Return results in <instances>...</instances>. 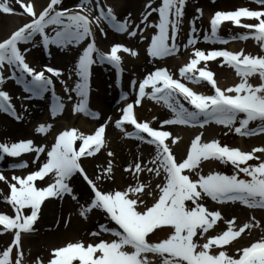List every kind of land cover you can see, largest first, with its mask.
<instances>
[{
  "label": "snow or ice",
  "instance_id": "obj_1",
  "mask_svg": "<svg viewBox=\"0 0 264 264\" xmlns=\"http://www.w3.org/2000/svg\"><path fill=\"white\" fill-rule=\"evenodd\" d=\"M254 2L259 5L256 9L241 6L234 10H216L210 18V32H204V41L226 44L229 39L252 38L264 51V0ZM16 3L22 9L19 14L28 19L10 34L0 37V112L11 114L17 120L21 115L12 104L10 93L2 89L5 81L11 78L22 85L29 94L27 98L41 97L50 90L56 95L53 77L60 78L63 71L50 65L37 70L27 62L30 48L22 45L36 43L37 36L45 49L50 45L67 48L85 42L69 72V76L74 72L78 78L75 86L65 84L64 90L69 102L73 101L72 93H75L76 101L71 109L74 114L98 120L103 119L101 113L89 107L92 66L107 63L115 67L119 75L122 72L120 53L132 56L138 53L120 42L112 43L107 51L101 50L95 40L96 29L106 35L107 25L129 37L139 33L140 40L144 41L145 30L152 28L146 51L155 60L174 56L181 50L178 37L184 23L186 0H159L158 6L153 5V0H147L139 23L132 19L131 13L123 19L118 18L114 7L102 0H77L71 8L64 7L63 0H46L39 7L37 0H16ZM16 11L11 0H0V12L16 14ZM202 11L196 9L197 13L202 14ZM153 14L158 17L155 21L151 20ZM242 18H247L248 22ZM197 19L190 21L183 48L191 47L192 53L178 69L179 78H174L166 67L161 66L154 67L138 81L133 78L131 87L135 99L123 104L114 120L115 128L124 137L152 146L154 152L147 160L142 154L137 155L125 166L124 171L135 177L134 183L126 188L105 190L101 187L104 181L114 179L112 159L95 176H90L82 163L83 158L94 157L107 148L106 129L113 123L111 116L88 134L75 127L60 130L50 147L36 145L32 139H20L10 144L0 142V159L4 155L16 158L34 152L32 163L36 164L41 154L46 153L43 162L25 175L13 174L8 180L0 173V181L6 182L9 189L3 199L14 212L0 211V234H12L10 242L0 247V264H24L23 235L35 231L42 205L49 198L63 199L65 196L77 202L78 214L83 219L88 220L98 211L108 222L98 224V230L91 233L97 237L95 241L78 240L52 249L47 264H264V237L238 247L236 255L227 250L246 231L261 226V221L255 216L244 222H239L234 215L226 219L220 209L210 210L204 202L210 198L221 205L239 202L248 209L264 210V159L261 158L264 146L244 151L221 144L217 139L205 142L201 132L191 140L184 156L177 157L173 151L181 137L168 130L169 126L204 128L214 122L245 137L264 134V54H252L243 48L205 50L196 47L200 31L196 27ZM225 21L245 31L225 38L219 34ZM50 27L54 34L48 31ZM218 58L221 65L235 69L240 77L238 83L227 88L218 85L215 73L209 68V62ZM6 67L10 76L3 75ZM254 75H258L260 81L255 85L249 81ZM183 81L207 82L212 91L210 94L198 92ZM127 96V92L123 93L121 101ZM144 97L162 102L170 110V118L159 120L158 127L151 121L139 119L135 107L142 106ZM64 109L65 104L57 97V103L50 107V115L55 118ZM152 119L156 120V117ZM254 121L259 124L249 127ZM51 128V123H39L35 131L46 133ZM107 155L114 157L111 150ZM252 160L258 162L250 163ZM208 161L230 163L233 172L230 175L220 171L202 174L199 169ZM28 163L20 161L11 167L26 168ZM144 173L150 178L162 177L155 189L150 182L142 180ZM76 176L82 178L89 191L83 203L71 183ZM147 197L153 198L151 204ZM26 209H30L28 214H25ZM219 221L226 227L216 232ZM165 228L170 231L164 238H150ZM210 231L215 234H209ZM102 233H109L113 238L104 239ZM33 264L45 262L36 257Z\"/></svg>",
  "mask_w": 264,
  "mask_h": 264
},
{
  "label": "rangeland",
  "instance_id": "obj_2",
  "mask_svg": "<svg viewBox=\"0 0 264 264\" xmlns=\"http://www.w3.org/2000/svg\"><path fill=\"white\" fill-rule=\"evenodd\" d=\"M64 1V0H63ZM141 1V3H140ZM239 3H242V0H186V6H185V16H184V23L183 27L181 29L182 35L180 34L178 37V42L181 44V50L179 53H177L174 56L166 57L161 60H156L150 65V68H147V71L150 72L154 69L156 66H164L160 64H165L168 66L169 70L173 74L174 77L179 78V71L178 69L187 62L188 58L190 57L192 53L191 47L188 48L189 53H187V49L183 48V44L187 42V35L190 29V21L193 18L198 17L196 20V27L201 30L199 31L200 35L204 34L205 28H207L208 24V18L209 13L214 14L216 10H234L238 6ZM244 1V0H243ZM249 0H246V2ZM147 2V0H139V4H137L132 10L129 11V13L132 14V19L139 23L140 18L142 16V13L145 11L144 4ZM159 0H155L153 2L154 6H158ZM15 5V2H12V5ZM13 5V6H14ZM246 7H252L257 8L255 2H250L246 5ZM240 6V7H241ZM67 8H70L71 6H64ZM202 9V14L197 13L196 9ZM95 14V12L93 13ZM128 15V14H127ZM22 16V15H21ZM125 16L118 17L120 19H123ZM157 14H153L151 17V20L155 21L157 20ZM248 22V21H246ZM143 27V25H141ZM222 27H230L222 25ZM51 28V27H50ZM52 30V29H50ZM98 30H95V40L97 46L103 50L107 51L110 48V45L115 42H120L125 45H127L130 48H134L137 50V55L132 56L130 53H124L121 52L120 55L122 56V64L124 63L125 70H126V78L128 82L126 83V87L129 89L131 88L133 91L134 89L131 87V81L133 78L141 79V75H137L134 71V64L139 63L140 61V55L145 53L144 48L147 47V43L150 41V36L153 32L152 28H148L145 30V40L141 41L139 36L136 37H129L124 33H117L115 32L113 35H109V37L101 38L98 35ZM109 30H112L109 28ZM113 31V30H112ZM113 32H110L112 34ZM234 44H238L240 49H244L247 52H250L252 54H264V51H262L259 48L258 43L252 39L249 38L247 40H232ZM231 42V43H232ZM85 42H81L80 45L73 46V49L76 51V48L79 50L84 46ZM29 45V44H28ZM198 48L201 49H210V48H218L220 46H228V44L223 43H212V42H206L202 38L201 43H197L195 45ZM78 50V51H79ZM76 55H79V52L76 53ZM32 58V57H31ZM30 56L27 55V61H33L31 60ZM161 61V62H160ZM39 64V63H38ZM214 66V63L209 65L210 70H212L215 73V78L217 82L226 83L227 81H230L231 77L229 73H236L235 69L228 65H221L219 61H216ZM202 66V65H201ZM57 67V66H56ZM42 68V64L41 67ZM59 68V67H58ZM212 68V69H211ZM141 73V72H140ZM115 67L110 65V69L108 72L107 77L104 79L103 83L99 84L97 80L93 78V73L90 76V101L93 104L92 109H100L101 106H104L105 101L102 100L105 96L110 95L111 97L115 99L117 96V86L115 85ZM78 78L74 75L69 76L66 80H61L59 83L55 84V96L59 97L61 100H63V103L65 104V107H67L69 104L73 106V103L76 101L75 93H72L73 101L69 102L67 100L68 93L65 92V84H67L69 87H74L76 80ZM240 80L239 76H236L235 83H238ZM249 81L252 84H258L260 83L258 75H254L253 77L249 78ZM197 85V84H196ZM199 85V84H198ZM219 85V83H218ZM219 86H223L222 84ZM150 91V89H149ZM212 91V90H211ZM52 91L46 92L44 94V101H43V109L44 114H42V117L46 119L48 114V107H49V97L51 96ZM23 93L19 91L18 96L20 101L24 102L26 101L25 96H22ZM102 97V98H101ZM101 98V99H100ZM165 106L162 102H156L148 97H144L142 99V106H136V112L139 116V119L141 120H148L153 123V126H159L158 121L163 120L166 118H170V110L167 109L166 111L162 112V109ZM120 105L117 101H112L108 107L107 113L109 116H114L117 118V115L119 113ZM8 115L7 113H5ZM156 117V120H153L152 118ZM51 123L52 128L49 129L46 133H37L35 131V128L39 123ZM103 120L97 121V119H92L90 117H86L83 114H70V115H61L57 116L54 119H50L47 122L45 120L39 121L35 120L33 123H29V130H32L37 136H39L40 139H37L34 144L36 145H45L50 141L51 137L49 136L52 131H54V126H67L69 128L75 127L79 131H82L84 133L92 132L95 127L98 126L99 123H102ZM111 124V123H110ZM110 124L107 126V139H108V145L107 148L102 150L100 153L96 154L98 157L102 158L101 162H103V167H107V161L109 159H112L114 164V179L113 180H106L101 184V187H103L105 190L109 189H123L126 188L129 184L134 183L135 177L131 172L124 171L125 166L133 161V158L137 155H141L144 157L145 160L149 159L150 157H147L146 152H149L153 150L152 147L145 143H139L135 146L132 140H135L134 138H127L124 137L123 134L120 132L119 129L115 128L114 126V120L112 125ZM259 124V121H254L251 123L249 127H255ZM170 131H180L185 133V140L183 141V144L181 145V151L178 153L180 157L185 155V152L190 144V138H194L195 135L199 133H203L202 140L203 139H217L221 144H227L231 147H236V145L240 144L241 141H239V137H235L233 130H229L228 127L223 125H218L213 123H210L209 125H206L204 128H200L199 126H185V125H175V126H169L168 127ZM172 129V130H171ZM128 130H131L129 128ZM182 130V131H181ZM260 135V134H258ZM27 135H23V137H26ZM261 138L256 139V137H250L242 140V144L244 145V151H251L254 147H261L264 146V134L260 135ZM28 139V138H25ZM52 141V139H51ZM12 143V142H10ZM9 143V144H10ZM108 150H111L114 153V157H108L107 152ZM154 152H151L150 154H153ZM146 155V156H145ZM257 155H260L257 153ZM149 156V155H148ZM264 159V156L261 157ZM23 159V158H22ZM88 162V158H83L82 163L83 166L86 165ZM258 161L252 160L250 163H257ZM36 166H34L30 170H34ZM29 169L23 168L20 170L21 174L24 171H28ZM225 171L227 174H232L233 172V166L229 164H222L219 161H208L203 162L202 168L199 169V171L202 172V174H208L210 171ZM99 170H97L95 173H88L90 176H95ZM17 172V171H16ZM15 175H18L17 173H14ZM5 175H9V173H6ZM241 176H244L243 173L240 174ZM81 182L82 178L79 176H76ZM193 178H197L193 176ZM162 177H149L147 173H144L142 176V180L146 183L150 182L152 184L153 189H155V184L160 183ZM7 183L4 182V184L0 187L2 192L0 193V200L1 196L7 195ZM86 195L88 197L89 191L87 189L86 183L83 182V186L81 187V190L79 192V198L80 195ZM66 197V196H65ZM64 197V198H65ZM63 198V199H64ZM68 198V197H66ZM53 198H49L48 201H46L45 204L42 205V211L40 214V217L36 224L34 225L35 231L31 233L24 234L22 237L23 241V249L25 252V262L24 264H33V261L36 259V257H40L45 263L50 258L51 250L54 249V246H61L62 244L68 243V242H75L78 240H83L85 242L88 241H95L97 237H94L91 235L93 231L98 230V222H96V219L101 220V223H107V218L103 216L100 212H94L91 217L88 220L83 219L78 214V204L76 201L69 199L68 202L65 203V206L63 207V213H55L49 212V203H52ZM63 199H58V202ZM147 202L151 204L153 202L152 197H147ZM206 206L210 210H216L220 209L224 215V217L231 218L233 215L238 217L239 222H244L246 220H249L252 216H255L257 220L261 221V226L254 227L251 231H246L245 234L242 235L241 238H238L227 250L230 254L236 255V249L238 247H243L248 245L250 242L257 240L261 237H264V210L260 209H248L246 206H243L239 204V202L236 203H227L225 205H221L219 203L211 201L210 198L206 199L205 201ZM81 203V202H80ZM0 210H3L4 212H7L9 214L13 213V210L9 205H5V203L1 204L0 202ZM263 211V212H262ZM226 227V224L223 221L218 222V226L216 227V232H219L223 230ZM170 229L165 228L164 234L168 233ZM162 231L160 233L156 234V237L150 236L152 240H156L158 238H162ZM209 234H215L210 231ZM11 233L3 234V238L0 240V247H4L7 245V243L11 240ZM163 236V238L165 237ZM52 236V237H51ZM102 238H113L109 233H102ZM203 242V241H201Z\"/></svg>",
  "mask_w": 264,
  "mask_h": 264
},
{
  "label": "bare ground",
  "instance_id": "obj_3",
  "mask_svg": "<svg viewBox=\"0 0 264 264\" xmlns=\"http://www.w3.org/2000/svg\"><path fill=\"white\" fill-rule=\"evenodd\" d=\"M109 1H112L113 5L115 6L114 10H116V14L118 17L127 16L129 11L132 10L137 4H139V0H109ZM154 1L155 0H153V2ZM12 2L13 3L15 2V5L13 4L14 6L13 5L12 6L17 10L16 14H5V13L0 12V37H4V36L10 34L11 31L15 30L18 26L27 22L28 18L26 16H21L19 14L20 12H22L20 5L16 3V0H11V3ZM76 2H77V0H64L63 6L73 7L72 5L75 4ZM103 2L108 4L107 3L108 0H103ZM239 2L240 1H238V5L241 4ZM242 2L244 4H246L248 1L246 2V0H244V1L242 0ZM45 3H46V0H37V6L38 7L40 5L45 4ZM140 3H141V1H140ZM242 20L248 21L247 19H242ZM224 25L230 26V27H225V28L220 27L219 34L221 36H229L230 37L232 35H235L237 33H241L243 31H245L242 27L234 25L231 22L224 23ZM206 30L210 32L209 25L207 26V28H205V31ZM48 31L51 34H54V33H52V30L48 29ZM200 32H201V30H200ZM105 33H106V35L101 34V32L98 30V35L101 38L109 37V35L111 36L115 32L110 34L109 27L107 25H105ZM180 34L182 35V33H180ZM203 35L204 34L200 35L199 32L197 33V36H198V42L197 43L202 42ZM35 41H36V43H34V44L22 45V47H29L30 48V51L27 55H29L34 60H36V61L28 60L27 62L30 64V66L36 68L37 70L41 69L40 68L41 64H42V68L44 67V65H54V67L57 66L60 69H62L63 71H62V75L60 78L53 77L54 83L56 84V83H59L61 80H66L69 77V72H71L73 67H74L76 59L78 58L76 53L77 52L80 53L81 49L79 50L78 48H76V51H75L73 49L72 45H69L67 48H60L59 46H56V45H50L48 49H45L43 47V45L41 43H39V41H40L39 36H37L35 38ZM231 42L232 41H230L228 43V48L240 50V47L238 44H234L233 42L232 43ZM146 49H147V47L144 48V51H146ZM155 61L156 60L154 58L150 57L146 51L145 53L140 55L139 63L134 64L133 68H134L135 73L137 75L144 76L145 72H147V68H150V65ZM217 61H219V58L217 59ZM215 62L216 61H210L209 65L214 63V66L216 67L217 65L215 64ZM109 69H110V65L107 63L94 64L91 68V70L93 72V78L95 80H97V82L99 84L103 83L104 79L108 75ZM124 74H126V73H124ZM3 75L10 76V72L7 69V67L4 69ZM48 75H50V74H48ZM72 75H74V72ZM229 75L232 76L230 81H227L225 84L222 82H218L220 85L221 84L223 85V88L233 86L235 83V80H236L235 73H229ZM126 83H127V78L125 75L124 76V84H126ZM199 84L202 87H208L209 89H211L210 85H208L207 82L199 83ZM188 85L192 88L198 89L197 88L198 85H196L195 83L188 82ZM2 89L6 90L10 93V95L12 97L11 102L15 106L16 111L21 115V119L17 120L14 117H9V116L5 115L4 112H0V139L3 142H7V143L17 142L21 139V137L23 135H27L26 137H23L22 139L28 138V139H32L33 142H36V140L40 139V138L32 130H29V128H28L29 123H33L35 120H39V121L45 120L47 122L50 119H54V117H52L51 115H50V117H47L46 119H44L42 117V112H43V101H42V99H43V97L41 96V97L27 98V97H29V94L23 90L22 85L17 84V82L11 78H9L5 81V83L2 85ZM19 91H22L25 93V97H26L27 101H24V102L20 101L19 96H18ZM124 91H125V89L123 90V92ZM127 91L129 93V95H131L135 99V95L133 93V90L127 89ZM102 100H104L105 103H104V106H101L100 113H101V116L103 117V120H104V119H106V113H107V110H108L110 103L116 99H114L113 96L111 97L110 95H108V96H105ZM123 102L124 101H121L120 103L122 104ZM182 102H184L187 107H190L186 101H182ZM48 109L50 110L49 107H48ZM71 109H72V106L69 104L67 107H65L63 113L58 115V116L72 114L73 112L71 111ZM165 111H166V108L164 107L162 109V112H165ZM99 120H102V119H99ZM54 129L55 130L52 131L51 134L49 135L51 137V139H53V137L55 138V135L61 129H65V126L55 125ZM168 130H169V128H168ZM171 132H173L174 134L181 137V140L176 145L173 146L174 153L177 155V157H180V155L178 153L181 151V145L183 144V141L185 140V133L177 131V130H175V131L172 130ZM258 138H261V136L256 137V139H258ZM51 139H50V141H48L47 147H50V145L52 144ZM243 139L244 138L241 137V138H239V141H241L240 145L244 147V145L242 144ZM132 141H133L135 146L139 143L138 140H132ZM203 141L207 142L209 140L204 139ZM137 147H138V145H137ZM150 147H152V146H150ZM151 152H153V150L146 152L147 157H150L152 155V154H150ZM22 157H23L24 161L29 162L28 163L29 167L35 165L32 163L33 159H35V153L34 152L23 153ZM44 157H45V153H42L39 161H42L44 159ZM101 159L102 158L98 157L97 155H95L94 157L88 158V162L84 166L85 169L87 170V172L93 174L97 170H100V168L103 167V162H101ZM0 165H4V164L0 163ZM71 183H72V186L74 187L75 191L79 194L81 187L83 186V182H81L77 177H75ZM3 184H4V181H0V187ZM1 197H2L0 200L1 204L5 203V205H7L3 199L4 196H1ZM66 197L71 199V197H69V196H66ZM66 197L63 200H60L59 202H58V199L53 198L52 201H50L52 203H49V208H48L49 212L55 213V211H57V213H60L59 210H61V213H63V209H64L63 207L65 206V203L68 202V198H66ZM86 199H87L86 195H83V194L80 195V202L81 203H83ZM96 222L101 223V220L96 219ZM2 238H3V234H0V240ZM54 247L56 248L57 246H54Z\"/></svg>",
  "mask_w": 264,
  "mask_h": 264
}]
</instances>
